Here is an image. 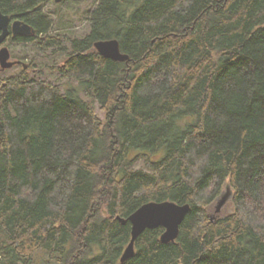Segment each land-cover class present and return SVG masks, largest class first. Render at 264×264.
Returning a JSON list of instances; mask_svg holds the SVG:
<instances>
[{
  "label": "trees",
  "instance_id": "16d2710c",
  "mask_svg": "<svg viewBox=\"0 0 264 264\" xmlns=\"http://www.w3.org/2000/svg\"><path fill=\"white\" fill-rule=\"evenodd\" d=\"M44 3L0 0L55 72H0V264H264V0H98L83 37ZM108 38L127 61L96 51ZM226 183L233 212L210 216ZM150 201L189 211L120 262L117 217Z\"/></svg>",
  "mask_w": 264,
  "mask_h": 264
},
{
  "label": "water",
  "instance_id": "95a60500",
  "mask_svg": "<svg viewBox=\"0 0 264 264\" xmlns=\"http://www.w3.org/2000/svg\"><path fill=\"white\" fill-rule=\"evenodd\" d=\"M59 2V0H55ZM35 29L27 22L11 18L0 9V70L11 68L15 64H20L19 60L10 59V50L3 45L10 36H33ZM96 51L107 58L117 61H127L129 56L120 51L117 38L99 39L93 43ZM25 66V65H24ZM228 195H222L215 206V213L221 211L222 205L226 202ZM189 211V204H178L173 201H150L142 204L127 218L117 217L122 223L129 222L131 225V236L128 244L123 250L120 262H124L135 253L134 243L136 238L146 229L163 227L160 235L162 243L175 240L179 227Z\"/></svg>",
  "mask_w": 264,
  "mask_h": 264
},
{
  "label": "rangeland",
  "instance_id": "374dc122",
  "mask_svg": "<svg viewBox=\"0 0 264 264\" xmlns=\"http://www.w3.org/2000/svg\"><path fill=\"white\" fill-rule=\"evenodd\" d=\"M97 2L98 0H59V2H56L55 0H45L44 9L53 19L54 32H64L74 37H83L89 32L90 27L88 17L90 16L92 9L95 8ZM3 45H6L9 48L10 59L19 60L21 63L8 69L0 70V72L10 74L19 70L20 66H26L30 63L31 59H34L40 66L39 68L42 69L46 75L49 74L50 79H54L55 72L48 71L51 70V61L49 58L36 56L32 43L22 45L12 42L10 38H8ZM41 66H45L46 68ZM66 86H68V84L63 81V87ZM98 114L100 117H104L103 111L98 110ZM225 193L228 197L226 202L221 207L219 217L232 213L234 209L232 203V190L227 183L224 185L222 195ZM218 199L210 207V216L215 215L214 207L216 206ZM47 258L48 255L46 252H39L35 255L33 264H46Z\"/></svg>",
  "mask_w": 264,
  "mask_h": 264
},
{
  "label": "bare ground",
  "instance_id": "6f19581e",
  "mask_svg": "<svg viewBox=\"0 0 264 264\" xmlns=\"http://www.w3.org/2000/svg\"><path fill=\"white\" fill-rule=\"evenodd\" d=\"M107 58V57H106ZM215 208V207H214Z\"/></svg>",
  "mask_w": 264,
  "mask_h": 264
}]
</instances>
